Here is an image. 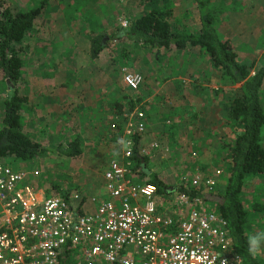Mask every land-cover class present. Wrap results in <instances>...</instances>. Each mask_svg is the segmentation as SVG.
<instances>
[{
	"label": "rangeland",
	"instance_id": "374dc122",
	"mask_svg": "<svg viewBox=\"0 0 264 264\" xmlns=\"http://www.w3.org/2000/svg\"><path fill=\"white\" fill-rule=\"evenodd\" d=\"M41 1L0 0V6L27 10ZM168 1L169 5L164 6L169 9V24L176 30L196 31L199 23L193 0ZM211 5L217 16V31L229 39L239 61H253L254 65L264 61V0H211ZM43 6L22 39V67L15 86L30 99L20 110L22 130L47 147L64 144L78 135L81 154L70 159L46 152L29 161L5 155L0 160L25 171L28 181L45 193L60 189L73 200L80 197L81 201L82 197L97 193L103 168L115 154L117 137L109 124L118 113L114 101L121 100L126 92L122 73L137 71L145 91H150V87L156 89L161 99L160 108L155 110L161 117L154 118L153 128L161 133L163 126L167 131L166 135L161 133L163 137L154 135L161 154L154 161L149 160V167L159 174L166 187L178 185L192 168L208 174L220 169L216 185L218 189L223 187L228 159L224 143L231 139L235 129L225 124L219 105L210 107L215 118L205 119L199 125L186 122L188 110L183 105L187 106L190 100V89L198 90L202 100L195 102L204 109L205 104L220 101L215 91L217 73L207 55L197 47L165 50L116 39L118 29L126 28L146 10L139 0H45ZM96 37L105 38L106 45L91 59L89 40ZM9 86L6 79L0 78V117ZM41 87L45 89L43 97L38 89ZM166 88H170L171 100L166 93L159 95ZM260 100L264 110V79ZM198 109L193 112L200 113ZM260 143L264 148V127ZM239 195L248 212L245 232H264V170L247 175ZM158 197H165V193ZM259 258L264 262V255Z\"/></svg>",
	"mask_w": 264,
	"mask_h": 264
},
{
	"label": "built area",
	"instance_id": "2783aa9c",
	"mask_svg": "<svg viewBox=\"0 0 264 264\" xmlns=\"http://www.w3.org/2000/svg\"><path fill=\"white\" fill-rule=\"evenodd\" d=\"M122 82L135 90L142 76L123 71ZM117 120L121 132L101 189L84 201L43 195L25 171L0 160V264H242L225 219L197 194L211 190L221 170L193 168L159 198L132 159L133 135L145 130L144 113L134 107L116 114L112 132ZM157 147L138 145L136 153L147 156Z\"/></svg>",
	"mask_w": 264,
	"mask_h": 264
},
{
	"label": "trees",
	"instance_id": "16d2710c",
	"mask_svg": "<svg viewBox=\"0 0 264 264\" xmlns=\"http://www.w3.org/2000/svg\"><path fill=\"white\" fill-rule=\"evenodd\" d=\"M44 1L27 10H14L8 6H0V78L6 79L11 89L10 92L8 89L3 99L0 117V159L5 155H11L17 160L29 161L46 152H54L73 159L81 154L78 135L72 136L64 144L47 147L31 138L21 126L20 110L27 102V97L19 93L15 83L19 81L22 67V39L42 12ZM139 1L146 10L131 20L126 28L118 29L114 35L116 39L129 40L134 45H147L165 50L180 51L188 47H197L198 51L207 55L212 68L217 73L218 88L215 91L220 101L214 105L221 107L225 124L235 130L230 131L231 139L224 143L228 159L225 165L226 175L223 187L218 189L215 184L208 192L202 194L197 192V194L210 202L225 219L233 252L241 256L242 264H263L259 256L253 258L245 251L248 234L245 232L244 224L248 220V212L240 201L239 194L247 175L264 170V148L260 143V133L264 127V110L260 100L264 61L258 65H254L253 61L248 63L239 61L229 39L217 31L214 20L217 16L212 11L211 0H193L199 23V29L193 32L176 30L169 24L167 19L169 9L164 5H169L170 1ZM105 45V38H91L89 57L95 59ZM137 97L138 88L130 90L128 95H123L122 101H114L113 107L117 114L126 109L130 110L135 105L141 109ZM125 104L126 109H123L122 105ZM142 104L147 105L145 101ZM141 110L145 116L144 110ZM120 124L117 123V132H114V136L120 135ZM140 135H133L135 152L132 159L135 160L140 176L143 177L148 163L147 157H140L136 153ZM143 182L153 184L157 194L165 192V184L154 172L149 173ZM177 188L183 190L181 186ZM191 193L195 194L194 191ZM49 194L67 197V192L59 189H55L53 193H45V195Z\"/></svg>",
	"mask_w": 264,
	"mask_h": 264
},
{
	"label": "crops",
	"instance_id": "0c3cea01",
	"mask_svg": "<svg viewBox=\"0 0 264 264\" xmlns=\"http://www.w3.org/2000/svg\"><path fill=\"white\" fill-rule=\"evenodd\" d=\"M198 29H199V26H197V29L196 30H198ZM123 87L126 88V92L123 93L122 95H128L130 89H128L124 85H123ZM211 87L212 88H216L215 86H212V85H211ZM38 89L41 90L40 92H41L42 97H43L44 94H45V89H42V87H41V89L40 88H38ZM149 90L150 91H145V89L143 87V83L140 84L139 87H138V97H137V101H138V104L140 105L139 107L144 110L145 117H146L145 118L146 126H145L144 133L140 135L139 146H147L150 142H156L157 145H159L158 141L154 138V135H156V133L159 136L161 135V133L164 134V135L167 134L166 128L163 127V126L161 128V133H160V130L158 128H156V129L153 128L154 118L156 117V119H157L158 116H159V119H160V117H161V115L159 113H156L155 112V110H157V109L160 108L159 103H160V100L161 99L158 97V95H157L158 92H157L156 89H151V87H150ZM58 93H60V92L58 91ZM165 93H166V97L167 98L169 97L170 100H171L170 88H166L165 91H163L159 95H162V94H165ZM187 95H189L190 100H187V106H186V103L183 104V105H185V110H188L187 111V115H186V122L187 123H191V122L194 121V122H196L197 125H199L200 124L199 122H202L205 119L206 120H210V119H214L215 118L216 115L213 113V109L210 108L211 106L216 107L214 104H212V103H210V105L209 104H205L206 105V108L204 109V107H202L203 106L202 104H197V102H195V100H197V101H201L202 100L201 97H200V95L198 94V90H196V89H192L191 90L190 89V92H187ZM118 96H119V94H118ZM153 99H154V101H153ZM27 100L29 101L30 99H27ZM144 101L147 103V105H143L142 104V102L144 103ZM156 101H158V102H156ZM179 102H181V100ZM134 107H136V105ZM195 108H199L198 110H201V112L200 113H194L193 111L195 110ZM45 109L47 110L48 108L46 107ZM123 109H126V104H125V107ZM152 110H154V111H152ZM164 111H165V109H164ZM170 112H172V109H171ZM217 117L218 118L220 117L219 111L217 112ZM187 119H188V121H187ZM147 122H148V124H147ZM165 123L166 124H169V121H165ZM147 125H148V127H147ZM149 149H150L149 155L145 156V157H147V163H149L150 162L149 160H151V159L154 161L156 159L157 155L159 156L161 154V150L159 149V147H157L155 149H152V148H149ZM156 149H158V151ZM145 168H146L145 171H144L145 172V175H143V177L140 176V178L142 180L146 179V177H147V175L149 173L154 172V170L152 168H150L149 165H147ZM155 174L157 175V177L160 178V176H158L159 174H157V173H155ZM37 188H39V190H41V192L43 193V195L45 194V192L43 191L42 188H40V187H37ZM173 188H174V185L167 186L164 189V191H165L164 193H166L165 195H167V193L169 191L172 192V189ZM60 191H62V190H60ZM157 195H159V194H157Z\"/></svg>",
	"mask_w": 264,
	"mask_h": 264
},
{
	"label": "clouds",
	"instance_id": "9594fccd",
	"mask_svg": "<svg viewBox=\"0 0 264 264\" xmlns=\"http://www.w3.org/2000/svg\"><path fill=\"white\" fill-rule=\"evenodd\" d=\"M10 91L11 89H9V92ZM245 251L253 258L264 255V232H253L248 234Z\"/></svg>",
	"mask_w": 264,
	"mask_h": 264
}]
</instances>
